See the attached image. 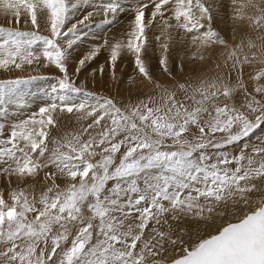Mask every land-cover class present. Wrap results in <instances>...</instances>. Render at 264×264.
Listing matches in <instances>:
<instances>
[{"label": "snow or ice", "instance_id": "1", "mask_svg": "<svg viewBox=\"0 0 264 264\" xmlns=\"http://www.w3.org/2000/svg\"><path fill=\"white\" fill-rule=\"evenodd\" d=\"M232 3L234 19L248 20L259 44L231 46L210 26L202 32L201 21L212 20L202 0H138L127 40L111 46L113 69L126 49L152 83L142 55L158 18L165 73L172 28L191 35L194 59L220 45L223 60L211 76L171 88L154 83V94L117 106L76 86L66 64L91 18L100 13L101 25L111 23L126 10L123 0H0L9 23L33 27L0 25V70L43 61L64 74L49 102L8 123L7 135L0 123V175L9 184L32 180L7 200L0 195V264H264V139L237 155L220 151L264 125V0ZM84 6L93 11L71 22ZM36 79L0 80V119L9 120L11 105L26 107L22 86ZM62 116L87 123L52 136ZM229 205L235 210L223 211ZM189 219L213 221L211 230L186 239L181 225Z\"/></svg>", "mask_w": 264, "mask_h": 264}, {"label": "bare ground", "instance_id": "2", "mask_svg": "<svg viewBox=\"0 0 264 264\" xmlns=\"http://www.w3.org/2000/svg\"><path fill=\"white\" fill-rule=\"evenodd\" d=\"M137 2H138V0H123V6L125 7L126 10L124 12H121V13L127 12V15L123 16L124 19H125V16H127V17L132 16V25H133V20H134V15H135V5ZM202 2L208 8H210V10H212L214 12L213 18L215 20V28H216L215 30H217L216 32L220 35V37L222 39H224V40L227 39V41H228L227 43H234V44H235V42L240 43L243 39L246 40V41L243 40L246 43L249 39H251L252 32L249 34L248 37L244 35V33L246 31V26H247V20L234 19L235 13H234V10L232 9V6H233L232 0H222V1H219V0H202ZM149 11L151 12V8L149 9ZM98 16H99V14H98ZM212 22L213 21H211V23ZM248 26H249V24H248ZM247 29H248V27H247ZM149 31H150V33L148 34L149 42H148V45H147L144 53L147 54L149 65L154 67V68L158 67V69L161 70L159 73L156 74V80L161 82V84L164 87L171 88V87L175 86L178 83L179 71L181 70V68L183 71H186L187 68L189 67V64H191V61H192L193 67L191 69H188V71L184 74L185 75V81L195 80V78L197 76H211V75H213V73L215 71H217L209 59V54H211L212 51L217 50L216 46L205 51V59L203 61L199 60L198 58L194 59L193 57L194 56L198 57L199 53L196 51V47L191 43V35L190 34L185 35L182 32V30L178 31L176 28H172L169 30L171 33V36H172V40L169 44V51L167 53L168 67H169L170 74L165 73L162 70V67L160 64V60L162 58V55L164 54L163 49L160 47V43L163 41L164 37L161 36V27L159 26V18H158V21L156 24L149 25ZM126 32L127 31L124 28H122V29H118L116 31H111L110 33L107 32L106 34H103V33L98 34L97 33L96 36L86 39V41L84 43V48H83V50L85 51V56L88 55L92 49H94V48L99 49V51L97 52V56H96V58L98 59V63H96L95 65H92V66H94V68L98 67L99 69H102L103 66L101 67V65L107 64L106 67L105 66L104 67L107 71L108 70L110 71V69H111V60H110L111 46L117 42H123L121 40V38L125 36ZM157 36H161L160 41H158L156 39ZM127 38H126V40H127ZM256 43L259 44L260 41L258 40V42H256ZM220 48L224 51L223 46H221ZM88 51H90V52L87 53ZM126 51H127L126 49H123L121 51L119 58L115 62V66L117 68H119V70L124 71L123 75L126 76L125 78L127 80V82L125 84L121 85L120 89L118 88L119 94H120V98L118 97L119 99L117 100L118 106L133 105V104H136L140 99H143L145 94H154V92L151 90V88H153L152 85L151 84L149 85V83L144 79H143L144 81H142V82L140 81L141 83L138 81V82H135V84L133 83V85H131V84L129 85L128 81L135 80V78L131 75H134L138 68L136 67L135 64H131V62H130L131 59H129L127 57ZM191 51H192V54L189 56V53ZM92 62H95L94 58H93ZM174 69H176V71L174 73H172L171 71ZM97 71L99 72V70H97ZM249 71L250 70H247V72H245V74H244V79L246 81L248 80ZM249 88H251V83H249ZM112 90H114V88H112ZM126 90H128V91H126ZM115 93H117V92H115ZM112 94H114V92ZM37 107H38V105H37ZM12 108H10V109H12ZM14 109H15L14 111H19V110H16V108H14ZM34 109H32L31 111H33ZM31 111L25 112L23 114L34 113ZM20 116H13L12 113L9 112V120L8 121H4L3 119L0 120V123L6 124V128H5V134L6 135L8 134V130H7V124L8 123L15 121V120H18V119H26V118H22ZM69 123H70V125H69L70 127L68 128L69 131L79 128L80 124H82V122L75 121V119H71ZM60 127H61V125H60ZM62 127H63V125H62ZM262 133H264V125H261L260 128L256 129L253 132V134L255 136H258ZM253 134L251 136H249L248 138H245L241 142V144H240L241 147L239 146V147L233 148V149L229 148L228 150H226V151L223 150V151L229 155H237V154H239V152L242 149V146L245 143L259 144L261 139H264V135H262L263 137L258 136L256 138L257 140L253 142V141H251V139L254 137ZM45 171H47V170H45ZM11 179H12V183L9 184L8 178L0 175V195L5 194L4 198L6 200L9 198L10 190L16 189V188L30 187L32 184L31 178L18 179L16 177H12ZM38 180H43V172L38 177ZM255 195L258 197L260 194L257 193ZM234 210L235 209H233V207L231 205H229L227 208L223 209V211L228 212V213H231ZM214 222L218 224L219 218H216ZM212 223H213V221L205 222V221H200V220L189 219L187 221H184L181 226L185 230L184 235H185V238L187 239L189 235L192 238H195L197 234L206 235L207 232L211 230Z\"/></svg>", "mask_w": 264, "mask_h": 264}, {"label": "rangeland", "instance_id": "3", "mask_svg": "<svg viewBox=\"0 0 264 264\" xmlns=\"http://www.w3.org/2000/svg\"><path fill=\"white\" fill-rule=\"evenodd\" d=\"M219 1H222V0H219ZM232 5H233V3H232ZM234 7L235 6L233 5L232 6L233 10H234ZM149 9L146 10V17H145L146 21L149 19V16H148L150 13ZM90 11H93V8L91 6H84V7L79 8L77 10V14L72 18L71 22H75L76 20L82 19L83 16L86 15ZM210 11H211V15H212L211 21H213V22L212 23L210 22V24H209V22L206 19L201 21L202 23L205 24V29H201L202 31H205L208 26H210L214 31H217V30H215L216 29L215 28V20L213 18L214 12L212 10H210ZM247 13H248V15H253L254 10L248 9ZM98 14H99V16H98ZM124 15H127V12L120 13L115 19L112 20L111 23L101 25L100 21H102L104 19L103 15L100 13L95 14L91 18V23L93 24V27L90 29H84L83 35L81 36V38L77 41V43L75 45H73V47L71 49H69V58H68L67 64H66L68 75L71 78V80L75 82L76 86L82 87L83 89H85L89 92H92L99 97L106 98V99H112L116 104H117V100L120 98L119 89L121 88L122 84H125L127 82V80L125 78L126 76L123 75L124 71L119 70V68H117L116 66L113 69L112 63H111L110 71L109 70L107 71L105 69L107 64L101 65V67L103 66L102 72L100 71L101 69H99L98 67L94 68V66H92V65H95L96 63H98V59L96 58L97 54L94 57L95 62H92L93 59H91L90 61H86L85 66L83 68L80 67L79 61L81 59H83V57H85V51L83 50V48H84V43H85L86 39L96 36L97 33L98 34H100V33L106 34L107 32L110 33L111 31H116L118 29L124 28L127 32H126L125 36L121 38V40L123 42H125L126 38L128 37V33L132 29V16H128V17L125 16V19H124V17H123ZM9 19L10 18L6 19L3 12H0V25H5V26H9V27H21L22 30H27V31L33 30V27L30 23L25 25L22 22L21 25H16L14 23H9ZM22 21H23V17H22ZM248 24H249V26H248ZM247 27H248V29H247ZM251 32H252L251 39L255 42H258V40L260 41V39H259L260 33L257 32L256 30H254L252 27H250V22L247 20V26H246V31H245L244 35L248 37ZM149 33H150V31H149V27H148L147 35ZM41 34L50 35V33L47 31L46 28L41 29ZM243 40H245V39H243ZM225 41H227V39ZM228 44L233 46L235 44H238V42H235V44L234 43H228ZM147 45H146V47H147ZM62 47H66V45L62 44ZM220 47H221L220 45H217L216 46L217 50L212 51V53L209 54L210 62H212V64L214 65V68H215V63L222 62V60H223V56L219 55L223 51ZM89 52L90 51H88L87 53H89ZM126 53H127V57L129 59H131L130 60L131 64H135L134 55L128 51H126ZM191 54H192V51L189 53V56ZM142 59L145 63V66L147 68L149 75L152 78V83H149L146 80L149 83V85L151 84L153 87L154 83H160L161 84V82L156 80V74L159 73L161 70H159L158 67L154 68V67L149 65V61H148V57H147L146 53H143ZM42 65H43V61H41V66L38 68L33 66V67H26L23 70H15V69L10 70V71L0 70V80H13V79H17V78L27 79V78L32 77V76L38 77V79L33 81L30 85L22 86V95H23L24 99L26 100V107L17 108L15 105H11L10 108H12V107L13 108L12 109L9 108L10 113H19V116L22 114L20 117L27 118L30 113H28V114H23V113L31 111L34 108L35 109L31 112H36V111H38V109L41 106H45L49 102L48 101V94L51 93L52 87L58 85L59 80L63 78L64 74L62 72H60V70L57 69L54 65H49L47 67H44ZM192 67H193V64L191 61V64H189V67L187 68L186 71H183L181 68V70L179 71V74H178V82L179 83L185 82V75L184 74L188 71V69H191ZM77 69H79V72H77ZM97 70H99V72ZM247 70H250V69L246 67L244 74H245V72H247ZM175 71H176V69L172 70L171 72L174 73ZM131 76H133L135 78V80L128 81L129 85L130 84L133 85V83L135 84V82H138V81L142 82L145 80V78L139 73L138 69H137L136 73L134 75H131ZM112 88H114V90H112ZM151 90L153 92H155L154 88H151ZM126 91H128V90H126ZM113 92H114V94H112ZM115 92H117V93H115ZM37 105H38V107H37ZM117 106H118V104H117ZM14 108H16V110H19V111H14L15 110ZM71 119H75V117L72 116L71 118H69L67 116H62V118L59 120V127H58L59 129L58 128L53 129L51 135L52 136H58L61 132H64L65 130L69 131L68 128L70 127L69 122ZM75 121H76V119H75ZM82 123H87V122H82ZM60 125H61V127H60ZM62 125L64 128L62 127ZM262 135H264V133H262L258 136L261 137ZM258 136L254 135V137L251 139V141H253V142L256 141L257 140L256 138ZM242 141H240L237 144L230 145L225 149H221L220 151H223V150L226 151L229 148L233 149V148H237L239 146L241 147L240 144ZM212 151H215V150H212ZM4 195L5 194H3V196ZM177 252H178V250H177Z\"/></svg>", "mask_w": 264, "mask_h": 264}]
</instances>
